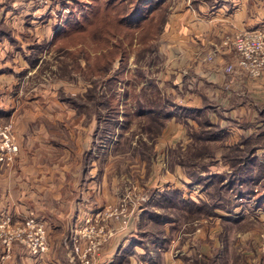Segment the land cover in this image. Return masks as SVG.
<instances>
[{
	"label": "rangeland",
	"instance_id": "rangeland-1",
	"mask_svg": "<svg viewBox=\"0 0 264 264\" xmlns=\"http://www.w3.org/2000/svg\"><path fill=\"white\" fill-rule=\"evenodd\" d=\"M160 2L152 21L133 26L118 20L127 10L121 2L0 0L6 8L0 7V264H31L29 253L24 260L1 254L8 229L30 216L43 223L48 245L34 252L42 240L36 227L32 240L18 241L36 255L33 264H84L89 247L90 264L107 263L111 239L122 232L141 250L156 252L158 243L173 246L182 264H195L185 253L194 255L190 238L196 231L214 236L221 246L214 254L222 251L230 262L264 264V202L256 199L262 182H238L242 169L230 159L233 146L244 154L258 146L254 167L264 174V163L259 166L264 103L228 92L227 82L212 83L191 65L173 66L159 25L163 15L165 27L175 10L193 7L197 0ZM67 18L69 26L55 35ZM116 41L126 46L123 62ZM205 62L213 68L210 56ZM236 62L237 54L223 68L226 75L246 73ZM114 74L119 78L111 81ZM114 91L110 104L106 96ZM96 92L105 99L99 109L97 99L90 98ZM205 102L209 107L196 117L177 109L179 103ZM83 104L91 105L90 111ZM139 107L157 112L137 114ZM172 110L178 116H166ZM208 118L224 128L223 135L197 140L192 132ZM6 141L18 149L10 153ZM255 169H249L251 175H257ZM85 203L94 210L73 222L77 206ZM68 207L71 214L60 221ZM176 237L179 243H173ZM194 238L198 248L201 238ZM127 243L119 244L120 252ZM209 260L203 256L199 262L215 261ZM217 262L228 263L225 258Z\"/></svg>",
	"mask_w": 264,
	"mask_h": 264
},
{
	"label": "crops",
	"instance_id": "crops-1",
	"mask_svg": "<svg viewBox=\"0 0 264 264\" xmlns=\"http://www.w3.org/2000/svg\"><path fill=\"white\" fill-rule=\"evenodd\" d=\"M0 7L3 10L6 9L4 4ZM171 16L174 21L172 24V20L169 21L164 27L163 37L166 44L164 50H167L169 61L173 66L191 65L197 75H202L212 83L221 85L222 82H227L226 85L231 88L228 92L235 90V94L250 95L254 102L264 103V77L252 78L240 70L228 73L231 74L229 76L223 70L227 64L235 61L237 54L231 46L224 43L223 35L247 29L264 28V0H197L195 6L191 7L189 5L188 7L175 10ZM208 56L214 62L213 68H206L208 64L205 60ZM19 205L23 206L21 202ZM77 207V214L71 218L73 222L75 220H83L85 216L94 210V206L87 203ZM21 211L26 212L27 208H23ZM68 211H70V207L59 215L58 219L60 221H64V218L68 219L71 214L67 213ZM32 212L35 213L34 210ZM42 214L37 211L35 215L40 220L47 222L50 217ZM63 226L61 225L60 227ZM196 232L190 238L193 242L194 255H190L188 252L185 253L191 260H195V264H201L199 260H203V256H207L208 260L213 257L216 264H218L217 258L220 261L225 258L228 261L227 264H238L233 259L231 260L233 262H230L225 255L226 253L222 251L214 254V251L221 247L219 244L218 246L216 245L214 236L207 237V234ZM121 234L123 235L122 237L116 234L114 239H111L113 241L110 242L106 251L109 254V260L105 263V260L101 259L100 264H122V256L126 257L129 261L128 264H182V257L173 252V246L166 248L158 243L157 247H155L156 252H151V250L146 252L147 250H141V246L134 242L136 240L130 239L129 241V238L126 237L127 232H122ZM195 236H200L201 238V240L199 239L198 248L194 245L198 242L195 241ZM177 239L179 237L173 239V243H177V241L179 243ZM201 241L204 244L203 247H201ZM121 242H128L124 248L122 247L123 252L119 250ZM12 246L10 254L11 256L13 255L12 257L22 260L23 255L29 253L26 258L29 263H34L36 255L32 252L30 253L26 245L17 241ZM129 250L133 252V255H129ZM117 256L120 257L119 263ZM59 260L61 259L59 258ZM55 264L57 263L55 262Z\"/></svg>",
	"mask_w": 264,
	"mask_h": 264
},
{
	"label": "trees",
	"instance_id": "trees-1",
	"mask_svg": "<svg viewBox=\"0 0 264 264\" xmlns=\"http://www.w3.org/2000/svg\"><path fill=\"white\" fill-rule=\"evenodd\" d=\"M143 1L145 0H109L110 3L115 2H121L124 3L123 7H125L127 10L125 12L124 15H122L120 17V19H118L120 21V23H126L127 25H142L143 23L147 22L149 23V21H152V18H154V11L156 9L159 8V6L161 7V2L160 0H158V2H156L155 4H152L150 2H147L146 4H143ZM83 15V14H82ZM167 18H165V15H163L162 17V24L159 25V31L163 30L165 22H166ZM78 22H80V19L78 20ZM71 23L70 19L67 18V21L63 24V27H59L56 31H55V35H57L58 33H60L62 30H64L65 28H67L69 26V24ZM6 33V32H5ZM116 35H118L117 33H115ZM126 47L124 44L119 43L118 41L115 42L114 44V49L115 51H121V61L123 62L124 59L126 58V54L124 53L125 49L123 48V46ZM40 47V45H38ZM119 77L118 75L114 74L113 77H110L111 81L112 80H117ZM99 93V92H98ZM98 93L96 92V94H90V98L92 99H97V101H94V104H96L94 107L97 109L101 108V105L104 104L105 99H101V96L99 97ZM112 95L106 96V93L103 94V97H108L106 99H108L110 101V104L112 103V100L115 95L116 92H112ZM96 95V96H95ZM204 98L207 100V96H204ZM84 108L89 110V108H91V105L89 104H83ZM111 107V106H110ZM209 104L208 102H205V104L201 105V106H191L188 104H181L179 103L177 106V109L179 111V113L181 112H185V113H191V115H194L193 117H196L197 114H202L205 110V108H208ZM262 113L264 112V109H261ZM176 110H172V112H166V116H178V114L175 112ZM157 111L154 108H142L139 107L137 110V114H153L156 113ZM95 113H100L98 111H95ZM196 120V119H195ZM218 124H216L215 122L211 121L210 118H208L207 120L204 121V123L199 122V126H200V130L199 129H195V132L193 130V137H195L197 140L200 141H204L207 139H212V140H216L219 139L223 134V130L224 128H222L221 126H217ZM193 128V127H192ZM212 128L214 130H212ZM205 133V134H204ZM233 148H235V152L234 155L232 156L233 158H230L231 161L233 163H235L236 165H238V167L240 169H242V172H238L240 171V169H235L236 172H238L236 178L238 180V182H242L243 180H252L253 182L257 183L259 179L260 182H262V187H263V192L258 193L257 196V204L260 202H264V174L263 171L260 170L259 167H257V169H255L254 164L255 162L258 161V154H257V149L258 146H252L250 147L248 150L249 152L247 154H244V150H242L241 148L237 147V146H233ZM250 152H252V154H249ZM242 162H239L241 161ZM238 163V164H237ZM262 163H264V159L260 162L259 166L262 165ZM261 167V166H260ZM249 169H252L255 171H257V175H251L252 173L249 171ZM221 178V177H219ZM252 178V179H251ZM232 180V179H231ZM248 182V181H246ZM227 185H231L228 181ZM210 261V260H209ZM209 264H216V261H212L211 263L209 262Z\"/></svg>",
	"mask_w": 264,
	"mask_h": 264
},
{
	"label": "built area",
	"instance_id": "built-area-1",
	"mask_svg": "<svg viewBox=\"0 0 264 264\" xmlns=\"http://www.w3.org/2000/svg\"><path fill=\"white\" fill-rule=\"evenodd\" d=\"M224 43L228 46H231L236 50L237 53V62L236 65L241 70H244L252 78L264 77V28H254L242 30L235 33H230L225 36ZM234 64H230L227 70H234ZM6 135V134H5ZM3 140H5L3 138ZM9 152L14 153L18 146L14 142L6 141ZM10 217L4 219L6 224H9ZM3 223V225L5 224ZM36 227V234L42 238L39 244L34 245V252H43L48 249L47 243L44 242V233L45 229L43 228V223H37L35 216H30L26 218L25 222L22 225L8 229V232L2 239L4 243V251H1V254L6 257L10 255L11 246L14 242H28L32 240L31 229ZM31 236L30 238L27 237ZM2 236V235H1ZM92 248L89 247L83 254V263L90 264L87 253Z\"/></svg>",
	"mask_w": 264,
	"mask_h": 264
}]
</instances>
